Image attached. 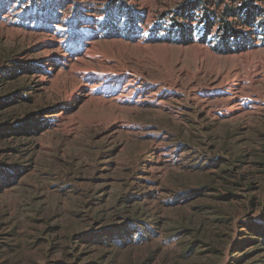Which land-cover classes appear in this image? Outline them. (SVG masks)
Masks as SVG:
<instances>
[{
  "label": "rangeland",
  "instance_id": "374dc122",
  "mask_svg": "<svg viewBox=\"0 0 264 264\" xmlns=\"http://www.w3.org/2000/svg\"><path fill=\"white\" fill-rule=\"evenodd\" d=\"M0 264H264V0H0Z\"/></svg>",
  "mask_w": 264,
  "mask_h": 264
},
{
  "label": "trees",
  "instance_id": "16d2710c",
  "mask_svg": "<svg viewBox=\"0 0 264 264\" xmlns=\"http://www.w3.org/2000/svg\"><path fill=\"white\" fill-rule=\"evenodd\" d=\"M254 13L253 7L244 4L240 10L227 7L218 22L212 16L208 15V30H211L217 23L220 24L218 28L220 42L216 48L222 52L244 49L249 40L248 35L250 32L248 33L247 31L238 29L235 23L238 20H247L250 25L254 24L257 17V13ZM231 17H234L235 20H231ZM173 29L174 32L180 35L181 40L186 38L188 30L184 25H179L178 28L175 27Z\"/></svg>",
  "mask_w": 264,
  "mask_h": 264
}]
</instances>
